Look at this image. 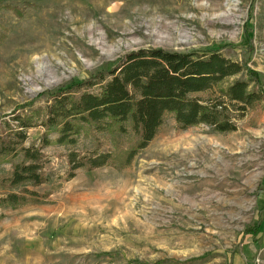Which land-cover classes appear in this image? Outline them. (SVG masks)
<instances>
[{
    "label": "rangeland",
    "instance_id": "obj_1",
    "mask_svg": "<svg viewBox=\"0 0 264 264\" xmlns=\"http://www.w3.org/2000/svg\"><path fill=\"white\" fill-rule=\"evenodd\" d=\"M23 2L37 6L22 18L2 7ZM0 6L7 29L0 42V122L13 110L46 105L51 92L140 48L217 50L247 65L264 87V0H0ZM38 61L48 73L34 77L27 68ZM237 124L231 132L207 124L182 128L167 114L130 166L79 169L70 180L66 154H89L92 141L44 148L52 180L38 190L51 194L39 203L0 206V264H264V101ZM27 133V143H37L41 128ZM109 149L107 140L103 150Z\"/></svg>",
    "mask_w": 264,
    "mask_h": 264
},
{
    "label": "trees",
    "instance_id": "obj_2",
    "mask_svg": "<svg viewBox=\"0 0 264 264\" xmlns=\"http://www.w3.org/2000/svg\"><path fill=\"white\" fill-rule=\"evenodd\" d=\"M35 3L2 6L22 18ZM1 8V6H0ZM7 29L0 25V42ZM243 71L250 80L234 78ZM244 63L215 50L168 51L140 48L127 53L109 70L49 94L44 106L13 110L0 122V206H19L47 200L50 145L77 146L91 140L93 151L70 149L66 179L79 169L92 171L107 165L130 166L173 114L182 128L207 124L219 132L235 131L248 109L264 101V87ZM250 81L257 84L251 86ZM41 128L37 143H27L28 130ZM58 135L52 137V133ZM107 140L112 149L104 151ZM260 227L251 228L258 234Z\"/></svg>",
    "mask_w": 264,
    "mask_h": 264
},
{
    "label": "bare ground",
    "instance_id": "obj_3",
    "mask_svg": "<svg viewBox=\"0 0 264 264\" xmlns=\"http://www.w3.org/2000/svg\"><path fill=\"white\" fill-rule=\"evenodd\" d=\"M102 41V40H101ZM98 42V41H97ZM97 42H96V44H97ZM100 44V43H99ZM99 46H101V45H99ZM27 60H29V58L27 59ZM30 64V60H29V62H28V65ZM43 62L42 61H38V63H37V65H36V68L35 69H33L32 67H28L27 68V70H29L30 72H31V74L30 75H32V76H34V77H39V76H43L45 73H48V70L47 69H45L43 66ZM54 74V73H53ZM29 92L30 93H32V92H34L32 89L30 90L29 89Z\"/></svg>",
    "mask_w": 264,
    "mask_h": 264
}]
</instances>
